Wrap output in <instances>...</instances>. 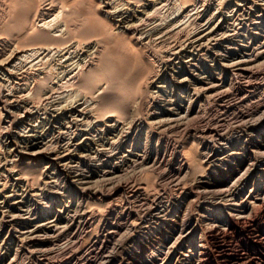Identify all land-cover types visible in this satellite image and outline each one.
Instances as JSON below:
<instances>
[{"label":"rangeland","instance_id":"1","mask_svg":"<svg viewBox=\"0 0 264 264\" xmlns=\"http://www.w3.org/2000/svg\"><path fill=\"white\" fill-rule=\"evenodd\" d=\"M0 6V264H264V0Z\"/></svg>","mask_w":264,"mask_h":264},{"label":"bare ground","instance_id":"2","mask_svg":"<svg viewBox=\"0 0 264 264\" xmlns=\"http://www.w3.org/2000/svg\"><path fill=\"white\" fill-rule=\"evenodd\" d=\"M6 1V0H5ZM13 1V0H12ZM44 1V0H43ZM106 1V0H105ZM118 1H120V0H118ZM152 1V0H151ZM248 1V0H247ZM42 2V1H41ZM149 2V1H148ZM255 2V1H254ZM43 3V2H42ZM119 3V2H118ZM126 3V2H125ZM165 3V2H164ZM257 3V2H256ZM11 4V3H10ZM129 4V3H128ZM163 4V3H162ZM107 5V4H106ZM119 5V4H118ZM147 5V4H146ZM48 6V5H47ZM50 6V5H49ZM198 6H199V4H198ZM251 6V5H250ZM260 6V5H259ZM1 7V6H0ZM43 7V6H42ZM61 7V6H60ZM63 7V6H62ZM118 7V6H117ZM116 7V8H117ZM10 8V7H9ZM48 8V7H47ZM264 8V7H263ZM21 9V8H20ZM46 9V8H45ZM106 9V8H105ZM119 9V8H118ZM124 9V8H123ZM126 9V8H125ZM131 9V8H130ZM158 8H156V10H157ZM199 9H200V7H199ZM60 10V9H59ZM65 10V9H64ZM67 10V9H66ZM108 10H110V9H108ZM58 11V10H57ZM118 11V10H117ZM125 11V10H124ZM7 12V11H6ZM18 12V11H17ZM63 12V11H62ZM72 12V11H71ZM138 12V11H137ZM151 12V11H150ZM189 12V11H188ZM2 13V12H1ZM39 13V12H38ZM43 13V12H42ZM49 13V12H48ZM57 13V12H56ZM60 13V12H59ZM79 13V12H78ZM152 14H153V12H151ZM58 14V13H57ZM64 14V13H63ZM146 14V13H145ZM190 14V13H189ZM197 14V13H196ZM14 15V14H13ZM35 15V14H34ZM39 15V14H38ZM43 15V14H42ZM45 15V14H44ZM64 15H66V14H64ZM79 15V14H78ZM219 15V14H218ZM222 15V14H221ZM4 16V15H3ZM48 16V15H47ZM61 16H62V14H61ZM128 16V15H127ZM186 16V15H185ZM196 16V15H195ZM55 17V16H54ZM54 17H52V18H54ZM64 17V16H63ZM82 17V16H81ZM84 17V16H83ZM125 17V16H124ZM184 17V16H183ZM33 18H35V17H33ZM32 18V19H33ZM41 18V17H40ZM57 18V17H56ZM60 18H62V17H60ZM130 17H128V19L126 18V20H124L125 18H123V20H122V23H128L129 22V19ZM132 18V17H131ZM151 18V17H150ZM50 19V18H49ZM48 19V20H49ZM76 19V18H75ZM94 19V18H93ZM120 19V18H119ZM139 19H141V18H139ZM202 19V18H201ZM47 20V21H48ZM52 20V19H51ZM55 20V19H54ZM53 20V21H54ZM57 20V19H56ZM82 20V19H81ZM132 20V19H131ZM147 20V19H146ZM165 20V19H164ZM58 21V20H57ZM61 21H63V20H61ZM191 21V20H190ZM198 21V20H197ZM44 22H46V21H44ZM59 22V21H58ZM57 22V23H58ZM95 22V21H94ZM119 22H121V21H119ZM145 22V21H144ZM184 22V21H183ZM189 22V21H188ZM214 22V21H213ZM17 23V22H16ZM32 23V22H31ZM34 23V22H33ZM140 23H142V22H140ZM152 23V22H151ZM25 24H27V23H25ZM48 24H49V22H48ZM50 24H52L53 25V23H50ZM70 24V23H69ZM32 25V24H31ZM38 25V24H37ZM45 25H47L46 23H45ZM56 25V24H55ZM62 25V24H61ZM66 25V24H65ZM65 25H64V27H65ZM131 25H134V24H131ZM130 25V23L128 24V25H124V27L125 28H127L128 30L132 27ZM136 25V24H135ZM138 25V24H137ZM185 25V24H184ZM11 26V25H10ZM34 26V25H33ZM48 26H50V25H48ZM60 26V25H59ZM150 26V25H149ZM152 26V25H151ZM216 26H218V25H216ZM8 27V26H7ZM46 27V26H45ZM51 27V26H50ZM53 27L54 26H52V29H53ZM56 27V26H55ZM144 27V26H143ZM160 27V26H159ZM206 27V26H205ZM47 28V27H46ZM57 28V27H56ZM83 28V27H82ZM141 28V27H140ZM148 28V27H147ZM163 28V27H162ZM34 29V27L32 28V30ZM76 29V28H75ZM172 29V28H171ZM181 29V28H180ZM179 29V30H180ZM30 30V29H29ZM50 30L51 29H49V31L48 32H50ZM60 30V29H59ZM132 30V29H131ZM156 30V29H155ZM182 30V29H181ZM28 31V30H27ZM55 31V30H54ZM54 31H52V32H54ZM87 31V30H86ZM85 31V32H86ZM89 31V30H88ZM167 31H169V30H167ZM196 31V30H195ZM198 31V30H197ZM30 32V31H29ZM39 32V31H38ZM80 32V31H79ZM156 32H158V31H156ZM162 32H164L163 30H162ZM165 32H166V30H165ZM176 32H178V30L176 31ZM221 32V31H220ZM31 33V32H30ZM58 33V32H57ZM60 33V32H59ZM62 33V32H61ZM69 33V32H68ZM87 33V32H86ZM146 33V32H145ZM154 33V32H153ZM174 33V32H173ZM180 33V32H179ZM50 34H52L51 32H50ZM56 34V33H55ZM151 34V33H150ZM149 34V35H150ZM162 34H164V33H162ZM166 34V33H165ZM206 34H209V31L206 33ZM28 35V34H27ZM58 34H56V36H57ZM62 35V37L64 36L63 34H61ZM67 35V34H66ZM65 35V36H66ZM85 35V34H84ZM159 35V34H158ZM191 35V34H190ZM223 35V34H222ZM55 36V37H56ZM131 36V35H130ZM157 36V35H156ZM161 36V35H160ZM163 36V35H162ZM165 36V35H164ZM10 37V36H9ZM50 37V36H49ZM158 37V36H157ZM167 37V36H166ZM205 37V36H204ZM217 37V36H216ZM20 38V37H19ZM18 38V39H19ZM103 38V37H102ZM150 38V37H149ZM200 38H202V37H200ZM39 39V38H38ZM72 39V38H71ZM97 39V38H96ZM108 39V38H107ZM151 39V38H150ZM173 39V38H172ZM211 39V38H210ZM74 40V39H73ZM94 40V39H93ZM109 40V39H108ZM200 40V39H199ZM13 41V40H12ZM23 41V40H22ZM41 41V40H40ZM103 41V40H102ZM150 41V40H149ZM77 42V41H76ZM110 42H111V40H110ZM121 42V41H120ZM128 42V41H127ZM141 42V41H140ZM163 42V41H162ZM182 42H183V40H182ZM3 43V42H2ZM6 43V42H5ZM17 43H18V41H17ZM23 43H24V41H23ZM68 43V42H67ZM80 43V42H79ZM150 43V42H149ZM238 43V42H237ZM19 44V43H18ZM18 44H16V46L18 45ZM97 44V43H96ZM99 44V43H98ZM97 44V45H98ZM134 44V43H133ZM163 44H164V42H163ZM234 44V43H233ZM210 45V44H209ZM15 46V45H14ZM37 46V45H36ZM40 46V45H39ZM50 45H48V46H40L39 48H35V49H32V56L34 57V58H32L30 61H28V62H26L25 63V60L23 59V57L25 58V57H27L26 56V53H22V52H27L28 50H26V51H24V50H17V51H15V52H13V54H12V56H11V58H8L9 59V62L7 63V64H9L10 65V63L11 62H14L15 60L17 61V59H21V62L19 63V64H11L10 66L11 67H13V69H10L9 70V68L7 69L6 67V69H7V71H10V72H8V75L9 76H11V77H16V79L18 78V79H20V80H22L23 79V77L26 75L25 73H26V71L28 70V69H30L32 66H36V65H38V63H41V61L43 62V60L44 59H46L47 60V62H49L48 61V58H47V56H49V55H51L53 52H54V48H52L51 46L49 47ZM54 46H56V45H54ZM63 46H64V44H63ZM62 46V47H63ZM124 46V45H123ZM202 46H203V44H202ZM233 46V45H232ZM259 46V45H258ZM8 47V46H7ZM33 47V46H32ZM68 47H69V44H68ZM71 48H72V45L70 46ZM167 47V46H166ZM60 48V47H59ZM181 48V47H180ZM30 49V50H31ZM58 48H56L55 50H56V52L58 53V51L59 50H57ZM65 49H68V48H64V51H65ZM247 49V48H246ZM258 49V48H257ZM261 49V48H260ZM30 50H29V52H30ZM69 50H70V48H69ZM80 50V49H79ZM114 50V49H113ZM204 50V49H203ZM63 51V52H64ZM68 51V50H67ZM70 51H72V50H70ZM70 51H68V52H70ZM115 51V50H114ZM55 52V53H56ZM68 52H64V53H68ZM81 52H83V51H81ZM92 52V51H91ZM260 52H261V50H260ZM259 52V53H260ZM1 53V52H0ZM60 54H61V52H59ZM64 53H63V55H64ZM244 53V52H243ZM27 54H29V53H27ZM31 54H30V56H31ZM70 54H71V52H70ZM77 54V53H76ZM75 54V55H76ZM112 54V53H111ZM110 54V55H111ZM258 54V53H257ZM6 55V54H5ZM53 55V54H52ZM62 55V54H61ZM62 55V56H63ZM66 55V54H65ZM74 55V56H75ZM118 55V54H117ZM177 55V54H176ZM247 55V54H246ZM259 55V54H258ZM257 55V56H258ZM264 55V54H263ZM30 56H28V58L30 57ZM100 56V55H99ZM51 57V56H50ZM68 57V56H67ZM70 57V56H69ZM72 57V56H71ZM78 57V56H77ZM83 57V56H82ZM95 57V56H94ZM120 57H121V55H120ZM119 57V58H120ZM143 57V56H142ZM244 57V56H243ZM5 58V57H4ZM3 58V59H4ZM28 58H26V60L28 59ZM99 58V57H98ZM113 58V57H112ZM117 58V57H116ZM144 59V58H143ZM193 59V58H192ZM228 59V58H227ZM5 60V59H4ZM3 60V61H4ZM52 60V59H51ZM122 60H124V59H122ZM145 60V59H144ZM45 61V60H44ZM72 61V60H71ZM71 61H70V63H71ZM75 61V60H74ZM93 61V60H92ZM233 61H234V59H233ZM233 61H231V62H233ZM248 61V60H247ZM46 62V61H45ZM122 62V61H121ZM124 62H126V61H124ZM4 63V62H3ZM127 63H128V61H127ZM75 64V63H74ZM111 64V63H110ZM117 64V63H116ZM226 64V63H225ZM230 64V63H229ZM233 64V66L236 68V69H243V64H244V62H243V60H241V59H239L238 57H236V60L232 63ZM44 65H45V63H44ZM51 65V64H50ZM49 65V66H50ZM80 65V64H79ZM83 65V64H82ZM85 65V64H84ZM87 65V64H86ZM8 66V65H7ZM9 66V67H10ZM29 66H31L30 68H29ZM39 66H41V65H39ZM47 66V65H46ZM48 66V67H49ZM53 66H54V64H53ZM90 66V65H89ZM232 66V67H233ZM36 67H38V66H36ZM35 67V68H36ZM42 67V66H41ZM45 67V66H44ZM65 67V66H64ZM4 68V67H3ZM46 68V67H45ZM53 68V67H52ZM77 68V67H76ZM115 68V67H114ZM234 68V69H235ZM32 69V68H31ZM47 69H49V68H47ZM50 69H51V67H50ZM72 69V68H71ZM83 69V68H82ZM251 69V68H250ZM42 70V69H41ZM107 70V69H106ZM116 70V69H115ZM12 71V72H11ZM47 71V70H46ZM82 71V70H81ZM40 72V71H39ZM43 72H45V70L43 71ZM50 72V71H49ZM55 72V71H54ZM103 72V71H102ZM105 72V71H104ZM103 72V73H104ZM109 72V71H108ZM192 72V71H191ZM194 72V71H193ZM6 73V72H5ZM63 73V72H62ZM43 74V73H42ZM49 74H51V73H49ZM106 74H107V72H106ZM48 75V74H47ZM5 76V75H4ZM61 76H62V74H61ZM105 76V75H104ZM108 76H109V73H108ZM198 76V75H197ZM3 77V76H2ZM46 76H44V78H45ZM58 77V76H57ZM65 77V76H64ZM70 78H71V75L69 76ZM106 77V76H105ZM36 78V77H35ZM38 78V77H37ZM36 78V79H37ZM43 78V77H42ZM104 78V77H103ZM219 78V77H218ZM7 79V78H6ZM26 79V78H25ZM110 79V78H109ZM185 79V78H184ZM69 81V80H68ZM106 81V80H105ZM104 81V82H105ZM215 81V80H214ZM26 82V81H25ZM58 82V81H57ZM66 82V81H65ZM73 82V81H72ZM72 82H70V83H72ZM75 82V81H74ZM73 82V84H75ZM93 82V81H92ZM100 82V81H99ZM123 82V81H122ZM126 83V82H125ZM218 83V82H217ZM1 84V83H0ZM52 84V83H51ZM62 84V83H61ZM65 84V83H64ZM73 84H71V85H73ZM90 84V83H89ZM212 84H214L212 87H213V89H215V87H216V85H215V82L214 83H212ZM3 85V84H2ZM11 85V84H10ZM14 85V84H13ZM65 85H67V84H65ZM100 85V84H99ZM102 85V84H101ZM100 85V86H101ZM107 85V84H106ZM208 85V84H207ZM210 85H211V83H210ZM4 86V85H3ZM2 86V87H3ZM26 86V85H25ZM32 86V85H31ZM55 86V85H54ZM192 86V85H191ZM73 87V86H72ZM80 87V86H79ZM94 87V86H93ZM14 88V87H13ZM56 88H58V87H52V88H48V89H46V92L43 94V98L45 99V100H52V98H54L56 95H55V92L56 93H58L57 92V90H59V89H57L56 90ZM64 88V87H63ZM68 88V87H67ZM101 88V87H100ZM196 88H198V87H196ZM204 88V87H203ZM211 88V87H210ZM70 89H72V88H70ZM108 89V88H107ZM185 89V88H184ZM195 89V88H194ZM206 89V88H205ZM183 90V89H182ZM12 91V90H11ZM61 91V90H60ZM63 91V90H62ZM2 92V91H1ZM0 92V97H1V100H2V98H3V96L4 97H6V95L5 94H2ZM67 92V91H66ZM14 93V92H13ZM81 93V92H80ZM196 93V92H195ZM12 94V93H11ZM9 95H10V93H9ZM16 96H17V94H15ZM57 95H59V94H57ZM65 95V94H64ZM64 95H62V96H64ZM94 95H96V94H94ZM93 95V96H94ZM100 95V94H99ZM120 95V94H119ZM123 95V94H122ZM28 96V95H27ZM61 96V95H60ZM57 97L56 96V98H54V99H57V98H61V97ZM74 96V95H73ZM180 96V95H179ZM14 97V96H13ZM75 97H77V96H75ZM101 97V96H100ZM131 97V96H130ZM34 98V97H33ZM133 98V97H132ZM184 98V97H183ZM9 99H10V97H9ZM20 99H21V97H20ZM43 99V100H44ZM54 99H53V101L51 102L52 103V105H55L54 104ZM64 99V98H63ZM6 100V99H5ZM5 100H2V103L4 104V101ZM7 100H8V98H7ZM11 100H14V98H12ZM10 100V101H11ZM38 100V99H37ZM121 100V99H120ZM176 100V99H175ZM19 101V100H18ZM23 101V100H22ZM42 101V100H41ZM70 101V100H69ZM68 101V102H69ZM27 102V101H26ZM30 102V101H29ZM123 102V101H122ZM121 102V103H122ZM19 103V102H18ZM28 103V102H27ZM24 104V103H23ZM12 105V104H11ZM70 105V104H69ZM81 105V104H80ZM6 106V105H5ZM13 106V105H12ZM11 106V107H12ZM26 109H25V111H28V112H31V106L29 105V103L28 104H26ZM58 106V105H57ZM62 106V105H61ZM72 106V105H71ZM95 106V105H94ZM118 106V105H117ZM168 106V105H167ZM39 107V106H38ZM54 107H56V106H54ZM66 107V106H65ZM93 107V106H92ZM119 107V106H118ZM95 108V107H94ZM110 108V107H109ZM51 109V108H50ZM61 109H62V111L60 112V115H65L66 113H69L70 111H68V109H64V108H62L61 107ZM88 109V108H87ZM114 109V108H113ZM35 110V109H34ZM59 110V109H58ZM64 110V111H63ZM91 110V109H90ZM112 110V109H111ZM118 110V109H117ZM121 110V109H120ZM86 111V110H85ZM84 111V112H85ZM115 111V110H114ZM161 111V110H160ZM166 111V110H165ZM40 112V111H39ZM59 112V111H58ZM110 112V111H109ZM22 113V112H21ZM56 114V113H55ZM45 115V114H44ZM84 115V114H83ZM183 115V114H182ZM180 116V115H179ZM56 117V116H55ZM62 116H60V118H61ZM71 117V116H70ZM76 117V116H75ZM86 117V116H85ZM170 117V116H169ZM185 117V116H184ZM49 118V117H48ZM177 118H179V117H177ZM76 119H79V118H77L76 117ZM81 119V118H80ZM83 119V118H82ZM57 120V119H56ZM55 119L53 120V121H56ZM134 120V119H133ZM173 120V119H172ZM181 121V120H180ZM169 122V121H168ZM37 123V122H36ZM133 123V122H132ZM70 124V123H69ZM81 124V123H80ZM110 124V123H109ZM119 124V123H118ZM174 124V123H173ZM12 125V124H11ZM68 125V124H67ZM108 125V124H107ZM171 125V124H170ZM169 125V126H170ZM8 126V125H7ZM48 126V125H47ZM82 126V125H81ZM130 126V125H129ZM11 127V126H10ZM58 127V126H57ZM75 128V127H74ZM34 129V128H33ZM44 129V128H43ZM81 129H82V127H81ZM124 129V128H123ZM126 130V129H125ZM2 131V130H1ZM21 131V130H20ZM43 132V131H42ZM50 132V131H49ZM70 132V131H69ZM123 132V131H122ZM19 133V132H18ZM94 133V132H93ZM120 133V132H119ZM12 134V133H11ZM48 134V133H47ZM69 134V133H68ZM32 136V135H31ZM89 136H90V134H89ZM95 136V135H94ZM114 136V135H113ZM86 137V136H85ZM91 137V136H90ZM50 138V137H49ZM83 139V138H82ZM46 140V139H45ZM88 140H89V138H88ZM87 140V141H88ZM91 140V139H90ZM89 142V141H88ZM85 143V142H84ZM9 144V143H8ZM17 144V143H16ZM47 144V143H46ZM78 144V143H77ZM108 144V143H107ZM47 145H49V144H47ZM55 145V144H54ZM63 145V144H62ZM102 145V144H101ZM16 146V145H15ZM24 146V145H23ZM66 146V145H65ZM69 146V145H68ZM81 146V145H80ZM17 147V146H16ZM75 147V146H74ZM103 147V146H102ZM83 148V147H82ZM104 148V147H103ZM13 149V148H12ZM19 148H14V150L15 151H17ZM56 149V148H55ZM68 149V148H67ZM1 150V149H0ZM25 152H23L24 153V155H27L28 157H38V156H44V159L46 160V163H48V164H50V165H52V164H57L58 166H60L61 168H64L65 166L64 165H66L68 162L66 161V159H67V156H68V152H67V150H66V152H65V154L64 155H62L61 157L60 156H58V155H56L55 153L53 154V153H50V152H47L46 151V149H45V147H44V143L42 144V142L41 141H37V142H29L27 145H26V147H25ZM82 151V150H81ZM94 151V150H93ZM97 151V150H96ZM14 152V151H13ZM21 152H22V150H21ZM92 152V151H91ZM1 153V152H0ZM57 153V152H56ZM84 153V152H83ZM13 154V153H12ZM17 154V153H16ZM59 154V153H58ZM13 156V155H12ZM7 157V156H6ZM81 157V156H80ZM83 157V156H82ZM42 159V158H41ZM18 161V160H17ZM20 163V162H19ZM69 164V163H68ZM1 165V164H0ZM16 166V165H15ZM13 168V167H12ZM65 168H67V167H65ZM7 169V168H6ZM20 169H22V168H20ZM107 170V169H106ZM10 173V172H9ZM8 173V174H9ZM22 173V172H21ZM107 173V172H106ZM1 174V173H0ZM4 174V173H3ZM7 175V174H6ZM55 175V174H54ZM53 176V175H52ZM105 176V175H104ZM113 176V175H112ZM3 177V176H2ZM74 177V176H73ZM8 178V177H7ZM17 178V177H16ZM98 178V177H97ZM105 178V177H104ZM56 179V178H55ZM84 180V179H83ZM86 180V179H85ZM102 180V179H101ZM111 180H112V178H111ZM56 181V180H55ZM81 181V180H80ZM110 181V180H109ZM1 182V181H0ZM19 182V181H18ZM85 182V181H84ZM83 183V182H82ZM32 184V183H31ZM30 184V185H31ZM91 184V183H90ZM97 184V183H96ZM10 186V185H9ZM83 186V185H82ZM86 186V185H85ZM91 186V185H90ZM4 187V186H3ZM26 187V186H25ZM30 188V187H29ZM81 188V187H80ZM86 188H87V186H86ZM211 192V191H210ZM214 192V191H213ZM10 194V193H9ZM8 194V195H9ZM7 195V194H6ZM13 195V194H12ZM18 195V194H17ZM33 195H35V194H33ZM32 197V196H31ZM35 197V196H34ZM16 201V200H15ZM14 204V203H13ZM15 213V212H14ZM49 213V212H48ZM13 214V213H12ZM16 214V213H15ZM23 214V213H22ZM25 214V213H24ZM27 214V213H26ZM54 214V213H53ZM14 215V214H13ZM3 217V216H2ZM56 218V217H55ZM51 219V218H50ZM49 219V220H50ZM30 221V220H29ZM55 221V220H54ZM12 226V225H11ZM18 227V226H17ZM2 228V227H1ZM19 228V227H18ZM55 229V228H54ZM26 230V229H25ZM24 231V230H23ZM27 231V230H26ZM45 231V230H44ZM32 232H33V230H32ZM32 236H34V234H32ZM28 237H29V235H28ZM31 238V237H30ZM42 239V238H41Z\"/></svg>","mask_w":264,"mask_h":264}]
</instances>
